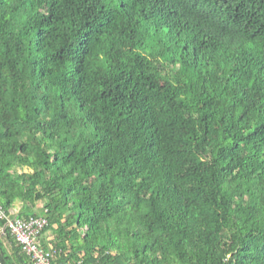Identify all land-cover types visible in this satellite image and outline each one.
<instances>
[{
    "label": "trees",
    "instance_id": "16d2710c",
    "mask_svg": "<svg viewBox=\"0 0 264 264\" xmlns=\"http://www.w3.org/2000/svg\"><path fill=\"white\" fill-rule=\"evenodd\" d=\"M18 204L51 264H264V0H0Z\"/></svg>",
    "mask_w": 264,
    "mask_h": 264
},
{
    "label": "built area",
    "instance_id": "2783aa9c",
    "mask_svg": "<svg viewBox=\"0 0 264 264\" xmlns=\"http://www.w3.org/2000/svg\"><path fill=\"white\" fill-rule=\"evenodd\" d=\"M0 220L5 222V227L33 264H51L53 253L44 250L37 242L38 236L47 225L46 219L42 217L12 218L0 206Z\"/></svg>",
    "mask_w": 264,
    "mask_h": 264
},
{
    "label": "rangeland",
    "instance_id": "374dc122",
    "mask_svg": "<svg viewBox=\"0 0 264 264\" xmlns=\"http://www.w3.org/2000/svg\"><path fill=\"white\" fill-rule=\"evenodd\" d=\"M0 242H2L6 248L9 247L6 240L4 239V230L3 229H0Z\"/></svg>",
    "mask_w": 264,
    "mask_h": 264
},
{
    "label": "crops",
    "instance_id": "0c3cea01",
    "mask_svg": "<svg viewBox=\"0 0 264 264\" xmlns=\"http://www.w3.org/2000/svg\"><path fill=\"white\" fill-rule=\"evenodd\" d=\"M19 204L16 206V208L10 213V216H13L14 217V215L18 212V210H19ZM49 240V239H48Z\"/></svg>",
    "mask_w": 264,
    "mask_h": 264
}]
</instances>
